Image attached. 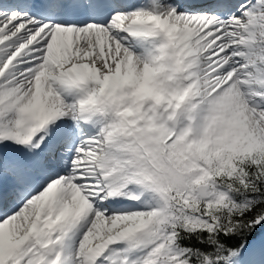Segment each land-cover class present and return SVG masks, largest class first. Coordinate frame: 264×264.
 <instances>
[{
	"label": "snow or ice",
	"instance_id": "obj_1",
	"mask_svg": "<svg viewBox=\"0 0 264 264\" xmlns=\"http://www.w3.org/2000/svg\"><path fill=\"white\" fill-rule=\"evenodd\" d=\"M0 264H264V0H0Z\"/></svg>",
	"mask_w": 264,
	"mask_h": 264
}]
</instances>
